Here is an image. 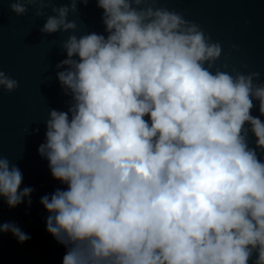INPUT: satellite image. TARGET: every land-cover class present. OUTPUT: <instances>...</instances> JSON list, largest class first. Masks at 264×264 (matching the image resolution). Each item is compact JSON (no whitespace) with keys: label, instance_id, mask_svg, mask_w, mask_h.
Instances as JSON below:
<instances>
[{"label":"clouds","instance_id":"obj_1","mask_svg":"<svg viewBox=\"0 0 264 264\" xmlns=\"http://www.w3.org/2000/svg\"><path fill=\"white\" fill-rule=\"evenodd\" d=\"M0 2L16 16L35 6L41 33H71L55 66L66 111L49 109L37 149L67 185L39 201L62 264H264L260 72L221 70V44L161 0H61L51 15L55 0ZM89 2L106 35L75 34L69 16ZM18 87L0 69V94ZM22 183L0 153L10 209L31 204ZM4 233L30 239L14 222L0 221Z\"/></svg>","mask_w":264,"mask_h":264},{"label":"water","instance_id":"obj_2","mask_svg":"<svg viewBox=\"0 0 264 264\" xmlns=\"http://www.w3.org/2000/svg\"><path fill=\"white\" fill-rule=\"evenodd\" d=\"M60 4L61 0H55L45 9L46 14L51 15L50 8ZM157 6L183 13L185 19L200 24L212 41L219 42L223 51L216 65H228L221 70L258 71L264 81V0H161ZM34 7L26 15L16 16L8 3L0 2V69L19 83L15 91L0 94V153L21 170V189H33L30 205L26 199L10 209L0 200V221L14 222L30 236L20 244L10 233L2 234L0 264H62L65 254L64 246L46 232L48 213L39 201L58 188L66 190L67 185L51 177L48 162L37 149L45 140L44 120L49 109L66 111L68 97L62 95L56 77L63 69L55 66L66 58L60 44L71 33H41L45 17L34 19ZM77 8L78 15L69 16L77 22L76 35H106L102 10L95 2ZM254 103L257 108L252 115L256 116L258 101ZM249 145L254 146L251 135Z\"/></svg>","mask_w":264,"mask_h":264}]
</instances>
